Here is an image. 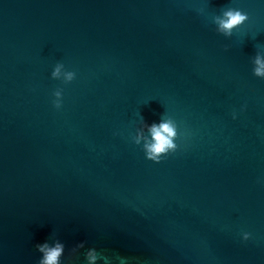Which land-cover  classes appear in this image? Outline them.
<instances>
[{
    "label": "water",
    "instance_id": "obj_1",
    "mask_svg": "<svg viewBox=\"0 0 264 264\" xmlns=\"http://www.w3.org/2000/svg\"><path fill=\"white\" fill-rule=\"evenodd\" d=\"M227 8L249 19L225 38ZM257 53L264 0H0V264L53 240L61 264H264ZM161 118L153 163L133 139Z\"/></svg>",
    "mask_w": 264,
    "mask_h": 264
},
{
    "label": "clouds",
    "instance_id": "obj_2",
    "mask_svg": "<svg viewBox=\"0 0 264 264\" xmlns=\"http://www.w3.org/2000/svg\"><path fill=\"white\" fill-rule=\"evenodd\" d=\"M248 19V15L241 10L227 8L222 11L221 15L213 17L212 22L216 25V31L225 38H228L232 35L234 29L244 25ZM253 64L254 76L257 78H264V57L257 53L253 60ZM63 68V64H56L51 73V77L57 80L60 79L61 70ZM74 78V72L65 71L63 82L70 83ZM53 95L55 97L53 106L59 109L61 107L62 92L61 90H57ZM144 127L147 128L148 135L145 136L143 132L137 133L135 139H133V143L140 145L141 140L144 141L142 150L145 154V159L153 163H160L162 157H166L169 153L176 151L177 145L173 142V138L176 135L177 127L171 118H161L159 123H153L150 126L144 125ZM243 239L248 240L249 234L245 233ZM82 248H84L83 242L77 244L72 251L76 252ZM64 249V244L59 240H53L51 245L47 241L37 244L36 250L41 254L37 264H61V257L64 254ZM98 259L103 260L104 264L108 262V257L101 255L94 248L89 249L85 253L86 264H95ZM121 264H124V262L121 261Z\"/></svg>",
    "mask_w": 264,
    "mask_h": 264
}]
</instances>
